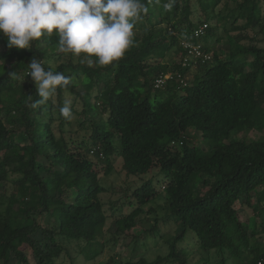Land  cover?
<instances>
[{
	"label": "trees",
	"instance_id": "obj_1",
	"mask_svg": "<svg viewBox=\"0 0 264 264\" xmlns=\"http://www.w3.org/2000/svg\"><path fill=\"white\" fill-rule=\"evenodd\" d=\"M143 2L149 11L116 66L61 52L55 33L30 50L0 37V183L12 186L0 213V264H72V250L94 260L107 243L109 219L112 244L130 235L135 249L154 233L167 247L151 261L131 249L137 261L124 264H199L178 245L188 232L202 264H264V0H175L171 11L168 0ZM202 24L204 34L194 38ZM183 42L200 45L211 59L183 67ZM219 43L225 49L210 50ZM32 58L71 78L67 91L58 89L44 105L34 106ZM166 72L188 78L186 86L177 78L156 89ZM65 104L77 117L69 132L73 123L59 112ZM251 131L263 134L235 138ZM115 159L125 182L122 195L105 203L100 195L109 189L100 175ZM151 175L161 178L158 188ZM161 194L167 213L151 220ZM244 207L253 215L246 223ZM142 220L152 221L150 228L133 234ZM168 223L180 231L166 239L161 226ZM107 264L118 263L111 257Z\"/></svg>",
	"mask_w": 264,
	"mask_h": 264
},
{
	"label": "clouds",
	"instance_id": "obj_2",
	"mask_svg": "<svg viewBox=\"0 0 264 264\" xmlns=\"http://www.w3.org/2000/svg\"><path fill=\"white\" fill-rule=\"evenodd\" d=\"M174 2L168 0L165 10L171 11ZM148 11L143 0H0V37L10 48L30 50L34 41L55 33L61 52L94 57L100 67L116 66L134 44L136 22ZM28 69L39 97L34 106L46 104L58 89L67 91L71 83L35 58ZM59 112L73 118L68 104Z\"/></svg>",
	"mask_w": 264,
	"mask_h": 264
},
{
	"label": "rangeland",
	"instance_id": "obj_3",
	"mask_svg": "<svg viewBox=\"0 0 264 264\" xmlns=\"http://www.w3.org/2000/svg\"><path fill=\"white\" fill-rule=\"evenodd\" d=\"M213 38V35H210L209 37H207L206 42L208 44L211 43V39ZM237 39H239L237 37ZM225 49V46L221 45L220 43L213 46L212 49H210L211 51H216L218 49ZM80 90V89H79ZM144 94V93H143ZM163 96V92H157L156 94V100H159L161 97ZM69 96H67L68 98ZM72 96H70L68 99H71ZM152 102V99H151ZM76 107H80L79 104H76ZM75 114H73V118L70 120V122L73 123V126L71 127V125H66L64 128V131H73L76 128L75 125V120L77 119V117L75 118ZM57 124L54 123V127H53V133L54 135L57 137L58 136V130L55 127ZM190 133V130L188 131ZM196 134V133H195ZM263 133L258 132V131H251V132H242V133H238L235 138L237 139H241L243 141L246 142H250V141H255L257 140L260 136H262ZM66 136V134H65ZM67 137V136H66ZM120 164H121V160H114L113 162V167H111L110 172L108 174H101L100 175V184L104 187L109 189V192H105L103 194L100 195L101 200L105 203L111 201H116L122 194H120L118 191L121 187L124 186V176L123 174H118L117 171H119L120 169ZM155 174V172H154ZM152 176V175H151ZM150 177V176H148ZM147 176L143 177V180L146 179ZM149 179L152 180V184L155 188L159 187V183L158 180H160L161 178L159 176H152ZM157 180V181H156ZM138 182L140 183L141 181L138 180ZM0 193H3L4 195L1 196L0 195V213H3L7 204V198L8 196L12 193V186L9 183H0ZM107 206V205H106ZM17 205L14 206V209H16ZM153 209L155 210V212L151 215H149L148 217L151 220H154V218L156 219H160L162 214H166L167 213V203H166V199L163 196V194H161V196H159L155 203L153 204ZM147 208V207H146ZM162 209V211L159 210ZM163 212V213H162ZM240 219L242 220V222H247L248 219L249 221L251 219H253V215L252 212L247 209L246 207H244L243 209L240 210ZM162 213V214H161ZM155 219V220H156ZM37 222H39V224L41 225H45L47 223V219L46 218H37ZM152 224V221L148 222L146 220H142L140 223H138L137 227L135 228V230L132 232L133 234L135 233V235H139L141 232H145L150 228V225ZM165 227V228H164ZM255 229H256V233L258 234L259 232H261L262 230V225L260 224V220L259 219H255V225H254ZM116 229V225L113 224V222H111V220H107L106 224L103 228L104 233H105V238H106V245L104 246L101 254L96 257L94 260H90V261H85L82 257V255L77 254L76 251L72 250L71 252L73 253V257H75V261L72 264H107V262L110 260L111 257H114V261L118 264H124L126 262H136L137 261V257L132 256V250H134L136 254L140 255H144L143 258L146 261H151L153 260L156 256L158 255H166L167 254V247L164 244V240H160V238L152 233V234H147L145 236H143V238L137 241L136 243V248L134 249L132 244L134 242V240L131 239L130 235H127L126 237L123 238V236L119 235V237H121V239L118 237V243L112 244V241L110 239H112V235L114 233ZM161 231L162 233H167L165 234L164 238H169L170 235L176 234L178 233L180 230H176L175 227L173 226V224L168 223L165 226H161ZM160 232V231H159ZM120 239V241H119ZM257 240L259 242H261V238L257 237ZM179 247H184L187 250V253L189 255V260L190 263H196L197 261L199 264H202L201 262V255H197L194 251H195V247H194V234L191 232H188L185 236V239L178 244ZM132 246V248H131ZM72 247V245L70 246V248ZM132 249V250H131ZM71 250V249H70ZM215 258V255L212 254L210 256L211 259V263L213 262ZM233 264H238L236 262H232ZM231 263V264H232ZM57 264H71L68 260H58ZM205 264H210L209 261H205Z\"/></svg>",
	"mask_w": 264,
	"mask_h": 264
},
{
	"label": "built area",
	"instance_id": "obj_4",
	"mask_svg": "<svg viewBox=\"0 0 264 264\" xmlns=\"http://www.w3.org/2000/svg\"><path fill=\"white\" fill-rule=\"evenodd\" d=\"M206 28H207V24L200 25L193 32L194 38H198L202 36ZM181 46L183 47V50L185 51V54H186V57L183 59V62H182L183 67L188 65L189 63L194 64L196 61L207 62L211 59V54L209 52H203L200 45L198 44H190V43L183 42L181 43ZM174 77H175V73H172V72H166V73L160 74L154 82V87L156 89L162 88L163 86H165L167 82H170L171 80H173ZM176 77L179 79L178 80L177 78H175L178 80V83H179L178 86L185 87L187 84L188 78L182 80L180 79V75L178 74H176Z\"/></svg>",
	"mask_w": 264,
	"mask_h": 264
}]
</instances>
